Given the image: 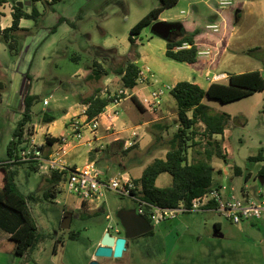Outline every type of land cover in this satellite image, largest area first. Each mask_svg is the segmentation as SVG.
I'll use <instances>...</instances> for the list:
<instances>
[{"label": "rangeland", "instance_id": "rangeland-1", "mask_svg": "<svg viewBox=\"0 0 264 264\" xmlns=\"http://www.w3.org/2000/svg\"><path fill=\"white\" fill-rule=\"evenodd\" d=\"M220 1L181 0L166 15L183 24L186 32L198 29L200 35L197 41L201 50L215 44L213 41L216 40L229 42L217 72L235 73L263 68L264 0H230V5L222 9L228 19L225 26L213 31L208 26L217 18ZM13 5L14 0H7L0 7V12L8 13ZM158 6L159 0H60L52 7L40 2L36 4L41 14L39 18L36 21L25 20L23 30L15 33L16 54L11 53L0 33V83L3 86L0 90V161L7 157V145L22 117L25 94L38 98L31 108L32 121L27 125L30 132H34L35 126L36 132H40L45 126L43 113L48 112L55 116L56 121L45 127H49V132L56 136L68 133L63 119V110L67 107L72 109L70 121L80 117L84 100L98 89L102 96L118 94L122 84L113 71L129 55L130 29ZM59 17L73 25H57ZM54 27L55 31L50 33ZM137 41L142 42L145 55L153 56L159 62L169 60L165 56L162 58L159 47L165 40L151 31V25L144 29ZM94 61L100 63L108 73L107 77L113 76L107 86L102 84L107 77L99 81L87 79ZM142 64V61L139 62V68ZM182 66L185 69L180 71L182 76H186L185 71L191 69L185 64ZM196 77L197 73L193 72V77L185 79ZM147 94L142 90L135 97L140 102ZM168 99L169 102L163 105L175 112V102L171 97ZM44 100L48 101V105H43ZM204 103L214 111L232 114V120L222 136L226 158L215 157L211 162L214 183L226 186L228 192L239 199L247 194L248 200L259 203V191L264 190L257 176L261 165L249 158L260 151L264 154V92L229 104L209 99H205ZM117 110V122H121L122 107ZM135 111L141 118L136 108ZM151 113L147 109V115ZM145 121L142 118L126 125L135 122L143 124ZM158 123L165 125L166 129L159 131L150 127L152 123L149 126L143 124L142 139L135 147L129 148L126 153L124 148H118V157L111 161L117 170L139 178L150 162L164 157L166 141L177 129L178 120L171 117ZM117 125L114 128L118 129ZM157 137H160L158 141ZM188 153L190 157L193 154L192 150ZM119 164L123 171L119 169ZM236 167L241 174H234ZM16 169L15 183L19 193L24 197L28 194L39 196L36 202L29 201L28 206L40 240L33 251L23 257L15 255L14 243L9 239L0 241V264H89V257L94 254L104 230L108 229L106 232L115 238L123 236L124 230L116 218L117 211H137L139 208L136 201L104 191L103 197L89 203L91 209L87 214L81 213L77 198L58 188L61 193L56 199L45 200L43 176L26 166ZM170 182L171 177L162 174L156 180V186L163 188ZM216 223H220V231L215 230ZM116 229L119 230L118 235ZM216 232L220 236L215 235ZM0 233L5 235L1 229ZM72 233H76L74 239L69 237ZM128 246L129 250L124 252L123 257L114 260L115 264H264V220L233 224L214 212L189 213L153 226L152 235L130 239Z\"/></svg>", "mask_w": 264, "mask_h": 264}, {"label": "trees", "instance_id": "trees-1", "mask_svg": "<svg viewBox=\"0 0 264 264\" xmlns=\"http://www.w3.org/2000/svg\"><path fill=\"white\" fill-rule=\"evenodd\" d=\"M29 1L32 4L30 13L14 5L12 24L2 31V37L9 50L15 54L17 53L15 33L21 31L19 28L20 20L30 19L36 21L40 16L35 7L36 3H46L49 7H52L60 0ZM178 1L159 0V6L152 9L130 29L128 37L129 55L113 71L115 75L120 77L122 88L132 89L136 85V79L140 71L135 62L138 59V36L144 28L158 21L164 10L176 6ZM6 2L7 0H0V7ZM61 23L73 25L67 19L59 17L57 25ZM55 29L56 27L52 28L50 32L53 33ZM175 33L178 34L177 38L171 37L166 41V57L187 65L196 64L199 51L194 42V37L199 31L186 32L181 25ZM184 45L188 47H184ZM107 76L108 73L102 69L100 63L94 61L92 71L87 79L99 81ZM262 91H264V78L259 71L229 74L226 83L212 82L206 90L196 83L187 81L176 83L169 94L176 103L177 129L166 141L167 149L164 157L155 158L144 168L139 178H133L138 187L140 199L160 207L171 208L175 207L179 201L189 205L193 199L202 196L214 187V169L211 162L215 157L226 158L221 142L215 139L214 136L223 134L230 121V116L226 113L214 111L202 101L208 98L221 104H229ZM100 92L101 90L98 89L93 95L84 100L85 114L88 119L98 116L114 99L113 96H102ZM132 98L134 100V97ZM37 102V96L29 93L25 94L22 117L17 122L11 140L7 145V157L0 161V229L9 234V240L14 243V253L18 257H23L32 252L40 240L38 228L28 206L29 201L36 202L39 200V196L36 194L22 196L15 183L16 168L18 166L26 165L30 171H36L33 163L20 161L19 155L30 145V136L33 133L30 132L27 125L32 121L31 108ZM188 113H190V117ZM55 120L53 114L43 113V124H50ZM150 127L159 131L166 129L165 125L158 122L152 123ZM159 138L157 137L156 140L158 141ZM52 143L51 139H46V145ZM189 150H192V157L189 156ZM128 151L129 149L124 150L125 153ZM249 160L263 162L257 176L264 180V154H262V151L256 156L250 157ZM161 174H168L171 177V183L163 188L156 186V179ZM234 174H241L240 169L236 167ZM248 177L249 175L246 179ZM61 179V173H50L43 199L54 200L61 193L58 190ZM152 234L153 230L147 233V235ZM75 235L76 233H72L69 236L70 239H74ZM59 241L57 240V242ZM56 246L53 249L54 253Z\"/></svg>", "mask_w": 264, "mask_h": 264}, {"label": "built area", "instance_id": "built-area-1", "mask_svg": "<svg viewBox=\"0 0 264 264\" xmlns=\"http://www.w3.org/2000/svg\"><path fill=\"white\" fill-rule=\"evenodd\" d=\"M218 5L220 9L226 8L230 5V0H221ZM208 28L217 31L218 25H209ZM184 47H187V45H184ZM220 79V76H214L215 81ZM156 83L157 78L149 69H141L136 79V85L132 89L122 88L118 91V94L113 96L112 103L108 105L110 108L107 106L98 116L88 119L85 114V106L82 112L83 119L71 118L68 122V135L57 137L51 144L55 146L54 149L47 153L45 145L35 146L33 141L30 140L28 148L20 153L19 160L25 163H33L39 168L45 167L49 173H61L62 179L58 188L77 198L81 205L94 203L103 197L104 191H110L119 197L136 201L139 204L136 213L146 219L152 226H157L161 222L172 221L185 214L205 211L221 215L233 224H240L247 220H264V191L260 192L261 201L258 203L248 200L247 197L239 199L233 193L228 192L226 186L220 185L212 187L202 196L193 199L189 205L179 201L175 207L164 208L142 201L138 194L137 185L127 173H119L110 179H103L93 163H88L81 168H72L66 163L67 147L71 143L74 145L83 144L89 149L95 147L100 150L103 149V144L95 146V142L98 140L97 131L101 126L102 119L108 123L106 127L108 133L111 135L118 134L114 129L116 119L119 117V112L115 107L124 98L134 97L135 89L155 85ZM171 89V87L165 85L155 86L147 95L141 98L140 104L150 110L157 109ZM43 105H48V101L44 100ZM86 132L89 134L88 137H86ZM137 136V131L132 130L130 137L132 140L125 143L123 148L126 150L134 146L135 141L133 140ZM117 231L118 229L115 230V232Z\"/></svg>", "mask_w": 264, "mask_h": 264}, {"label": "crops", "instance_id": "crops-1", "mask_svg": "<svg viewBox=\"0 0 264 264\" xmlns=\"http://www.w3.org/2000/svg\"><path fill=\"white\" fill-rule=\"evenodd\" d=\"M25 1H27V0H14V5H17L18 2L23 3ZM180 1L181 0L178 1L177 5L180 4ZM36 4H35V7H36ZM31 5H30V8H31ZM13 6H10V11L6 14L5 13L2 14L0 12V17H1L0 33H1V35H2V31L6 28H9L12 24ZM176 6L164 10L160 14L158 21L160 20V21H164V22H176L177 20H172L171 17L166 15V12L170 11L171 9L175 8ZM22 8L27 12V7L24 6ZM226 16H225V12H223V10L219 8V13L216 16L217 18H215V21H213V24H211V25H218V28L221 26H225V22H227V20H228ZM25 20H30V19H21L19 22V28L20 29L22 28V23ZM181 25L183 27V24H181ZM144 29L142 30L141 34L143 33ZM22 30L23 29H21V31ZM194 30H198V29H194ZM232 30H233V28H232ZM18 32H20V31H18ZM199 35H200V32L194 37V42H195L196 46L198 47L199 52H198V62L196 64H193V65H187L185 63H180V62H176V61H175L176 63L170 62L169 60H171V59L167 58L165 55L166 41L161 43V45L159 47H161L162 58H163V56H165L169 60L164 59V60H161L160 62L158 60H156L153 56L149 57V56L145 55L142 51V48H143L142 42L141 41L138 42V47H137L138 59L135 62L138 65L139 62L142 61L144 64H142L140 70L141 69L143 70L145 68L149 69L151 71V73H153L154 76L157 78V83L155 85H149V86L141 87L140 89H135L134 93L137 94V93H139V91H142V90H144L146 93H148L155 86L165 85V86H169L172 88L176 83L181 82V81L196 83L202 89L206 90L212 82L226 83L227 82V76L229 74H240V73H245V72H250V71H259L260 74L263 76L262 72L264 73V63L262 66L263 68H258V69H251V70H247V71L241 70V71H238L235 73L217 72L218 66H219L220 62L223 60V58L227 52V49L229 48V42L226 41V43H224L223 40H218V42H216L217 41L216 40V41H213V42H215V44L214 43L209 44V45H207L205 50H201L199 43L197 41L199 38ZM177 37H178L177 33H176V36L172 35V38H177ZM219 39H221V38H219ZM151 41H153V39ZM148 44H149V42H148ZM223 45H225V46L223 47ZM11 53H13V52H11ZM182 64H185L189 69H191L190 71L189 70L185 71L186 76H182V72L180 71V70L185 69V67H183ZM193 72L197 73V77L193 78L192 80H188L189 77H193ZM214 76H220L221 79L219 81H215ZM111 77H113V76L107 77L103 81L102 84L104 86H107V84L112 80ZM185 77L188 79L186 80ZM263 78H264V76H263ZM1 87H3L2 83H0V90H1ZM263 92L264 91L259 92V93H263ZM135 94H134V100L132 97L124 98L120 102V104L117 107H115L116 109L119 106L122 107V117L120 119L121 122H117V119H116L115 125H117V123H118L119 126L117 125L118 129L114 128L116 130V132H118V134L111 135L110 133H108L106 131V127H107L108 123L106 122V120L102 119L101 126L99 127V129L97 131V139L98 140L95 142V146H97V144H103L104 145L103 149L100 150L96 147L94 149H89L83 144L74 145L73 143H71L67 147L68 153L65 156V160H66V163L70 167L81 168L88 163H93L94 166L96 167L97 171L99 172V175L101 178L110 179L119 173H123V172H120V170H117L114 163L111 161L115 157H118V151H119L118 148L123 150L124 144L132 140L130 138L132 130H136L138 133V136L133 140V141H135V144L131 148L135 147L141 141V139H142L141 133H143V131H144L142 129L143 124H147L149 126V124L162 121L165 118H171V117L177 118V108H176V111L174 112V111H170L168 108H166L163 105L166 102H169L168 98L171 97V95L169 93L164 97L161 106L157 109H154V110H150L147 107L141 105L140 102L136 99ZM205 99H208V98H205ZM205 99L202 101L203 103H204ZM173 101H174V99H173ZM137 103H139V104H137ZM207 106H209V105H207ZM84 108H85V105L83 104L82 109L80 111L81 112L80 117H78L80 119H83L82 112H83ZM111 108H114V107H111ZM135 108L137 109L138 114H139V116H141V118L138 117V115L135 111ZM146 108L152 112L150 115H147V109ZM71 110H72L71 107L70 108L67 107L66 110H63V112L65 113L63 119H64L65 128L67 131H68V121H69V118L71 117L70 116ZM220 113H226V112H220ZM226 114H228L230 116V121H231L232 120V114H230V113H226ZM188 116L190 117V113H188ZM144 117H146V118H144ZM142 118L144 120H146L145 122H143V124H136V122H135V124L126 125V123H134V121H137L138 119H142ZM55 121L50 123V124H45V126L52 125L53 123H55ZM45 126L42 127V129H40L39 133L36 132L37 127L35 126L34 132L31 135V140L33 141L35 146L45 145L44 147L46 148L47 153H49V151L54 149L55 146L54 145H46V139L49 138L53 142L57 137H61V136H56V135L51 134L49 132V127H45ZM225 130H226V128H225ZM225 130H224V132H225ZM224 132H223V134H224ZM86 134H87L86 137H88L89 134L87 132H86ZM125 134H127V136ZM144 134H145V132H144ZM223 134L214 136L215 139H217L218 141L221 142L222 147H223V143H222ZM67 135H68V133H67ZM116 147H117V149H116ZM223 151H224V153L226 152L224 147H223ZM259 163L262 166L263 162H259ZM23 166H26V165H23ZM119 167H120L119 169H121L123 171V167L120 164H119ZM34 173H39L41 176H43V182L45 184V187H47V180L50 178V173L47 171V169L45 167H42V168L36 167V171ZM218 174L221 175V171H218ZM213 181H214V171H213ZM220 185L221 184H215L214 183V187L220 186ZM261 191H264V190H260L259 195H260ZM244 197H248V195L244 194ZM79 205H80L81 213L87 214L89 212V209H91V208H89V204L81 205L79 203ZM207 212H210V211H207ZM65 216L67 217V214H65ZM214 228H215V230L220 231L221 230L220 223H216ZM105 233H106V230H104L103 233L101 234V236H100V238L96 244V247L99 245L100 240ZM115 233L118 235L119 230ZM215 235L220 236V234L218 232H216ZM6 239L7 240L9 239V234H7L6 232H5V235L0 233V241L3 242ZM96 247L94 248V251H95ZM128 250H129V246H128V241H127L125 252H127ZM13 251H14V248H13ZM123 256H124V252L122 254V257ZM93 260H96L98 262V264H115L114 260H117V259H113V258H98L97 259L94 257V254L92 253L89 257L88 263L93 261ZM107 260H111V261L107 262Z\"/></svg>", "mask_w": 264, "mask_h": 264}, {"label": "water", "instance_id": "water-1", "mask_svg": "<svg viewBox=\"0 0 264 264\" xmlns=\"http://www.w3.org/2000/svg\"><path fill=\"white\" fill-rule=\"evenodd\" d=\"M30 5L31 2L27 0L23 3L18 2L16 6L20 8L25 6L27 7V13H30ZM180 26L181 24L176 22L156 21L151 25V31L165 41H168L172 37L173 32L180 29ZM258 180L261 186H264V180L261 177H258ZM116 218L124 230V234L115 238L106 232L94 251V257L97 259L121 258L123 252L126 251V242L128 240L145 235L153 230V226L133 210H118ZM89 264H98V262L93 260Z\"/></svg>", "mask_w": 264, "mask_h": 264}, {"label": "flooded vegetation", "instance_id": "flooded-vegetation-1", "mask_svg": "<svg viewBox=\"0 0 264 264\" xmlns=\"http://www.w3.org/2000/svg\"><path fill=\"white\" fill-rule=\"evenodd\" d=\"M175 32H176V31H175ZM175 32H173V34H174ZM173 34H172V35H173Z\"/></svg>", "mask_w": 264, "mask_h": 264}, {"label": "bare ground", "instance_id": "bare-ground-1", "mask_svg": "<svg viewBox=\"0 0 264 264\" xmlns=\"http://www.w3.org/2000/svg\"><path fill=\"white\" fill-rule=\"evenodd\" d=\"M219 77V76H218Z\"/></svg>", "mask_w": 264, "mask_h": 264}]
</instances>
